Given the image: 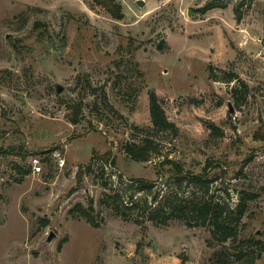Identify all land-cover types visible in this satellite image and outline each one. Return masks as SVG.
I'll return each instance as SVG.
<instances>
[{"label": "rangeland", "instance_id": "obj_1", "mask_svg": "<svg viewBox=\"0 0 264 264\" xmlns=\"http://www.w3.org/2000/svg\"><path fill=\"white\" fill-rule=\"evenodd\" d=\"M116 1L122 17L0 0V264H264V0ZM151 90L174 127L153 123ZM176 190L218 201L228 237L171 202L150 218ZM118 191L137 201L101 200Z\"/></svg>", "mask_w": 264, "mask_h": 264}, {"label": "trees", "instance_id": "obj_2", "mask_svg": "<svg viewBox=\"0 0 264 264\" xmlns=\"http://www.w3.org/2000/svg\"><path fill=\"white\" fill-rule=\"evenodd\" d=\"M99 2L106 5V8L116 17H122L123 11L122 6L120 3H118L116 0H98ZM150 109L152 114V120L156 127H174L175 123L174 121L170 120L166 114V111L164 109V106L162 105V102L160 101L159 95L155 90L150 91ZM129 154L136 158H148L147 155L150 154L148 150L144 148L136 149L135 147H132L131 145H127ZM21 150L19 152L26 153L27 150L24 147V145H21ZM109 154V153H108ZM109 155H107L108 157ZM167 162H169V171H171L173 174H179L183 173L185 171V168L181 161H179L176 158L169 157L166 159ZM210 162V161H209ZM82 172L83 170L78 171V179L79 181L82 180ZM180 175V174H179ZM203 175L204 172L198 173L194 171H189L185 174L187 177L188 182L194 181L195 184H200L203 181ZM179 178V177H178ZM109 182L106 181L104 184L107 185ZM156 184V181L151 180L149 178L143 177V176H135L131 177L130 181L128 182V186L133 190H150L153 188V186ZM176 194L172 193H165L161 197H159V193H155L153 195V199L156 201L157 204L149 209L148 216L152 219H156L157 212L166 207L169 206V202H171L172 206V212H181L183 216L190 215V216H208L209 219L212 222V233L215 236H220L222 233L223 238L226 239L229 235V232L227 231L228 224L225 222L226 217L224 215L225 209L220 205L218 201H213L212 199H209L208 197L199 198V195H196L195 193L191 195H178V190L175 192ZM173 195H176L175 197H172ZM170 195V196H169ZM111 196V195H110ZM252 195H248L247 197H251ZM172 197V198H169ZM245 198V196H243ZM146 202L148 199L144 198ZM102 201L106 202L109 201V204L113 206L115 211L120 212L121 205H124L125 207H131L133 206L137 199L133 198V193L128 195V199L123 197L122 194L118 191L117 193H113L112 197L108 198V195L102 196ZM76 206H81L80 203H78ZM85 217L88 218V220H93L92 217L89 215V212L86 211V209H83ZM87 212V213H86ZM244 213V207L242 205V202L237 207V214L238 218L242 217ZM243 253L240 254L242 256Z\"/></svg>", "mask_w": 264, "mask_h": 264}, {"label": "built area", "instance_id": "obj_3", "mask_svg": "<svg viewBox=\"0 0 264 264\" xmlns=\"http://www.w3.org/2000/svg\"><path fill=\"white\" fill-rule=\"evenodd\" d=\"M34 164H35V167L37 169L40 168V164L38 163V160L37 159H35Z\"/></svg>", "mask_w": 264, "mask_h": 264}, {"label": "water", "instance_id": "obj_4", "mask_svg": "<svg viewBox=\"0 0 264 264\" xmlns=\"http://www.w3.org/2000/svg\"><path fill=\"white\" fill-rule=\"evenodd\" d=\"M140 2H142V0H140ZM190 12H193V10L191 9Z\"/></svg>", "mask_w": 264, "mask_h": 264}]
</instances>
